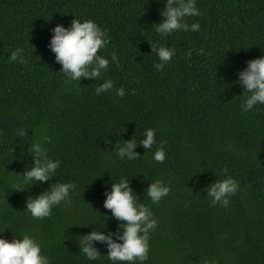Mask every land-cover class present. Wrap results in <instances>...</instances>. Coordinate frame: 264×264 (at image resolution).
I'll use <instances>...</instances> for the list:
<instances>
[{
    "label": "trees",
    "instance_id": "obj_1",
    "mask_svg": "<svg viewBox=\"0 0 264 264\" xmlns=\"http://www.w3.org/2000/svg\"><path fill=\"white\" fill-rule=\"evenodd\" d=\"M198 32L159 36L162 0H0V238L34 236L50 264L89 262L78 239L95 226L116 232L119 221L103 207L105 192L121 176L158 220L150 233L145 264H264V105L245 113L237 73L264 55V0H197ZM76 16V17H75ZM93 20L110 43L98 54L115 52L103 78L123 87L97 96L101 79L69 82L49 50L51 29L73 19ZM149 42L175 49L160 72ZM16 48L26 63L10 62ZM200 50H203L202 54ZM191 53V55H189ZM25 136L18 137L17 129ZM156 130V145L133 161L119 160L118 139L142 138ZM39 141L61 164L56 176L25 191H14L26 166L28 147ZM163 142L166 159L152 160ZM146 153V154H145ZM230 175L240 190L227 208L209 206L204 189ZM171 191L153 205L146 189L155 180ZM74 183L71 204L34 219L29 196L52 183ZM102 255L104 245L97 244Z\"/></svg>",
    "mask_w": 264,
    "mask_h": 264
},
{
    "label": "clouds",
    "instance_id": "obj_2",
    "mask_svg": "<svg viewBox=\"0 0 264 264\" xmlns=\"http://www.w3.org/2000/svg\"><path fill=\"white\" fill-rule=\"evenodd\" d=\"M163 10L160 12L161 21L155 23V31L161 37L170 36L177 32H198V22L187 23L186 18L198 17L200 8L197 0H162ZM76 17V16H75ZM49 50L54 54L55 61L60 64L61 71L69 82H81L82 79H101L102 83L95 88L97 96L102 93H115L123 98L125 89L114 87L111 79L103 78L102 74L109 69V64L118 66L119 58L115 52L109 57L98 54L110 43L107 31L103 30L93 20L73 19L70 26L56 25L51 29ZM152 54L158 58L153 68L160 72L168 65L175 55V49L165 47L159 42H149ZM201 54L203 50H200ZM191 55V53H189ZM10 62L26 63L24 49L16 48L9 55ZM238 83L243 88L241 110L245 113L254 109L256 105H264V55L249 60L247 66L237 73ZM25 131L16 130L18 137L25 136ZM135 134L130 140L118 139L113 150L119 160L133 161L139 158L136 149L142 146L146 153L156 145V130L147 128L142 138L137 142ZM32 157V164L26 166L23 174H17L21 179L15 182L14 191H25L33 185L44 184L55 178L61 162L51 159L43 143L33 142L27 149ZM145 153V154H146ZM163 142L156 147L152 160L163 163L166 159ZM127 177L121 176L118 182H112L110 191L105 192L103 207L110 210L111 218L119 221L116 232L105 233L103 229L93 230L78 239L79 253L89 262L106 257L111 264H145L149 258L150 233L158 227V220L152 209L139 202V196L133 191ZM76 185L74 183H52L49 188L37 196H29L26 200V212L34 219H42L51 215L52 209L58 205L71 204V194ZM240 190V183L230 175L224 179H217L209 184L204 192L207 194L209 206L219 205L227 208L230 197ZM170 184L163 180L151 181L146 194L151 204L156 205L169 195ZM2 234V233H0ZM11 241L0 238V264H50L48 257L42 254L38 240L29 234H21ZM104 245L107 255H102L96 245Z\"/></svg>",
    "mask_w": 264,
    "mask_h": 264
}]
</instances>
